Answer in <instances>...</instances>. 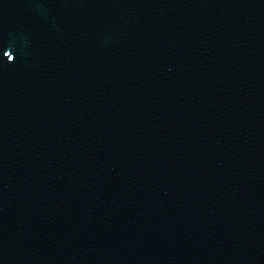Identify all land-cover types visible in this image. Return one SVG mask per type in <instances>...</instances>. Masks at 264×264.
<instances>
[{"label": "water", "instance_id": "obj_1", "mask_svg": "<svg viewBox=\"0 0 264 264\" xmlns=\"http://www.w3.org/2000/svg\"><path fill=\"white\" fill-rule=\"evenodd\" d=\"M0 264H264V0H0Z\"/></svg>", "mask_w": 264, "mask_h": 264}]
</instances>
